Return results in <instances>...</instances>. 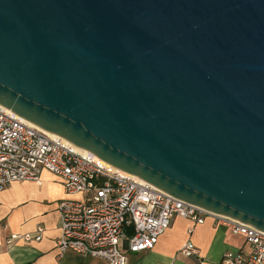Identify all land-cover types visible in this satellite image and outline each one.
Wrapping results in <instances>:
<instances>
[{
  "label": "water",
  "instance_id": "water-1",
  "mask_svg": "<svg viewBox=\"0 0 264 264\" xmlns=\"http://www.w3.org/2000/svg\"><path fill=\"white\" fill-rule=\"evenodd\" d=\"M0 104L264 231V0H0Z\"/></svg>",
  "mask_w": 264,
  "mask_h": 264
},
{
  "label": "built area",
  "instance_id": "built-area-1",
  "mask_svg": "<svg viewBox=\"0 0 264 264\" xmlns=\"http://www.w3.org/2000/svg\"><path fill=\"white\" fill-rule=\"evenodd\" d=\"M43 169L57 174L69 194H84L59 204L60 254L72 250L108 264H129V253L155 248L175 216L195 223L210 217L251 246L245 253L225 252L218 264H264V231L178 199L119 168H108L94 154L77 152L63 137L0 104V191L14 181L40 183ZM43 232L40 226L34 234H13L7 244L20 238L41 240ZM180 253L192 256L199 250L188 241Z\"/></svg>",
  "mask_w": 264,
  "mask_h": 264
},
{
  "label": "crops",
  "instance_id": "crops-1",
  "mask_svg": "<svg viewBox=\"0 0 264 264\" xmlns=\"http://www.w3.org/2000/svg\"><path fill=\"white\" fill-rule=\"evenodd\" d=\"M84 194H69L62 179L43 169L41 182L14 181L0 191V264H108L105 260L68 250L60 254L57 241L61 235L59 204L67 199H81ZM44 227L41 240L17 239L13 234H34ZM192 241L199 254L184 256L181 246ZM127 244V240L124 241ZM250 244L230 228L208 217L204 223L175 216L160 236L154 249L129 253V264H218L227 251L248 252Z\"/></svg>",
  "mask_w": 264,
  "mask_h": 264
},
{
  "label": "bare ground",
  "instance_id": "bare-ground-1",
  "mask_svg": "<svg viewBox=\"0 0 264 264\" xmlns=\"http://www.w3.org/2000/svg\"><path fill=\"white\" fill-rule=\"evenodd\" d=\"M48 133H50L51 135H56V134H53V133H51V132H48ZM64 139V142L66 143V144H68L69 146H71L74 150H76L77 152H82V153H91V154H93L92 152H90L89 150H86V149H84V148H81V147H79V146H77V145H75V144H73V143H71L69 140H67V139H65V138H63ZM94 156L95 157H97L106 167H108V168H114V169H116V167H114L113 165H111V164H109V163H107L106 161H104V160H102L101 158H99L97 155H95L94 154Z\"/></svg>",
  "mask_w": 264,
  "mask_h": 264
}]
</instances>
